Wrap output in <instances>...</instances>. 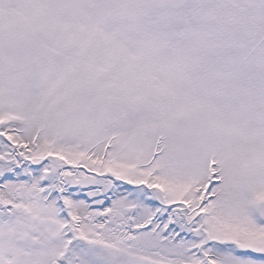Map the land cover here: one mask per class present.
<instances>
[{
	"label": "snow or ice",
	"instance_id": "snow-or-ice-1",
	"mask_svg": "<svg viewBox=\"0 0 264 264\" xmlns=\"http://www.w3.org/2000/svg\"><path fill=\"white\" fill-rule=\"evenodd\" d=\"M0 264H264V0H0Z\"/></svg>",
	"mask_w": 264,
	"mask_h": 264
}]
</instances>
